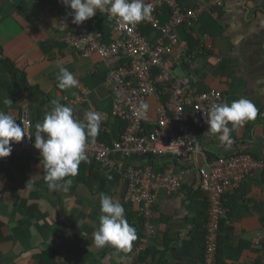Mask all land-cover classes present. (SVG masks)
Here are the masks:
<instances>
[{
    "label": "crops",
    "instance_id": "obj_1",
    "mask_svg": "<svg viewBox=\"0 0 264 264\" xmlns=\"http://www.w3.org/2000/svg\"><path fill=\"white\" fill-rule=\"evenodd\" d=\"M201 1L208 0H183V4L194 6ZM152 2L154 0H145V3ZM35 3L46 10L52 9L50 3L38 0H0V110L12 115L17 122L27 106L34 124L35 106L29 102L18 78L26 75L31 85L40 86L60 101L63 97L55 80L61 68L69 72L76 70L79 58L74 52L59 49L62 35L56 30L65 19L59 12L60 17H56L53 27L54 36L36 32L38 24L35 22H41L43 17H32ZM28 8H32L30 12ZM161 19L167 21L166 16ZM28 22L29 29L25 30L27 27L22 24ZM110 27L105 26V29L112 31ZM49 29L52 31L51 25ZM198 29L201 43L196 51L195 74L200 81L199 89L222 92L226 103L245 97L256 106L258 115L231 133V145L225 146L219 141V134L210 132L195 135L197 145L215 158L243 151L264 160V0H225L221 10L201 18ZM147 36L157 37L153 33ZM46 52L57 57L52 61ZM207 52L210 53L207 55ZM4 59L16 65L17 79L5 71L1 62ZM95 69L91 67L88 72ZM177 69L185 76V68L177 67L175 74ZM81 71L84 70L76 72H79L75 77L78 82ZM6 99L11 103L4 104ZM106 101L111 103V116L109 112H97L109 117V123L114 119L113 100L107 99L101 104ZM110 126L115 130L114 121ZM41 159L28 156H13L8 162L0 159V264H40L41 257L53 252L54 264H120L144 240L147 249L142 254L143 264H204V241L192 234L194 227L197 228V219L205 220L207 216V195L197 188L196 172L189 173L179 193L159 195L152 221L157 236L148 240L143 225L128 216L138 207L123 203L125 183L102 186L99 179L80 182L68 177L72 184L67 192L50 190ZM82 164L76 177L89 175L92 167ZM101 193L122 204L127 221L135 228L137 239L131 251L93 244V233L101 214ZM225 209V230L220 236L223 264H264L261 239L264 235V174L246 176L239 189L226 197Z\"/></svg>",
    "mask_w": 264,
    "mask_h": 264
},
{
    "label": "built area",
    "instance_id": "obj_2",
    "mask_svg": "<svg viewBox=\"0 0 264 264\" xmlns=\"http://www.w3.org/2000/svg\"><path fill=\"white\" fill-rule=\"evenodd\" d=\"M151 4L150 21L121 26L99 10L82 24H74L69 14L72 10L59 2L66 11L61 26L63 40L84 59L98 57L108 67L105 85L114 95L112 117L125 125L111 144L88 142L87 159L105 177L119 178L125 186L129 181L122 201L138 207L148 240L157 236L152 221L159 195L179 193L189 173L196 172L197 188L208 198L205 264H217L225 199L239 189L246 176L263 174L264 160L243 151L210 159L208 152L197 145L195 135L208 131L204 113L212 104L224 102V95L218 90L199 89L197 54H192L186 64L188 47L178 30L193 27L205 14H214L224 0H209L195 7H187L180 0H154ZM162 16L167 17L166 22ZM99 18H106L112 31L104 25L98 27ZM148 33L157 37L151 38ZM183 65L185 76L179 78L175 69ZM89 93L84 89V97L77 102L88 101ZM140 101L149 104L147 118L137 115ZM102 117L104 121L109 119ZM20 124L31 138L25 136L20 143H11L10 156H40L33 146L34 122L27 106L22 110ZM261 239L264 242V235ZM146 249L145 243L139 244L120 264H143Z\"/></svg>",
    "mask_w": 264,
    "mask_h": 264
},
{
    "label": "clouds",
    "instance_id": "obj_3",
    "mask_svg": "<svg viewBox=\"0 0 264 264\" xmlns=\"http://www.w3.org/2000/svg\"><path fill=\"white\" fill-rule=\"evenodd\" d=\"M209 1V0H208ZM72 10L69 13L72 23L82 24L97 14L106 12L108 19H115L118 25H135L152 19L153 5L145 0H59ZM218 8L216 12L221 10ZM207 15V14H206ZM60 89L78 87L79 82L66 68H61L57 76ZM6 99L4 104H10ZM149 104L140 101L137 115L147 118ZM208 131L219 134V141L225 146L231 145V133L238 130L245 122L253 121L258 109L247 98L241 97L231 103L220 102L211 105L204 113ZM102 115L89 110L83 120L73 115V108L51 101L41 121L35 124L34 148L39 151L44 179L50 190H69L72 179L78 174L81 162L87 161L86 147L89 140L95 141L101 129ZM231 124V127L228 125ZM29 136L26 129L15 118L0 110V159L7 158L12 152L11 143H20ZM30 137V136H29ZM31 138V137H30ZM28 185V183L26 184ZM99 224L93 233V244L97 247L111 246L119 251L128 252L137 239L136 230L125 217V209L119 201L107 194L99 195Z\"/></svg>",
    "mask_w": 264,
    "mask_h": 264
},
{
    "label": "trees",
    "instance_id": "obj_4",
    "mask_svg": "<svg viewBox=\"0 0 264 264\" xmlns=\"http://www.w3.org/2000/svg\"><path fill=\"white\" fill-rule=\"evenodd\" d=\"M33 1H37V0H33ZM38 1H42V3L44 4H47V3H50V7H52L53 11H56V12H59L63 17L66 16V11L62 8L59 7V1L58 0H38ZM180 2L183 4V0H180ZM202 2V1H201ZM199 2V3H201ZM205 2V1H203ZM198 4V3H197ZM196 4V5H197ZM184 5V4H183ZM196 5L194 6H187V7H195ZM206 15V14H205ZM208 15V14H207ZM211 15V14H210ZM203 17V16H202ZM201 17V18H202ZM200 18V20H201ZM96 23L98 24V27L100 26H110L111 23L107 21L106 18H99L97 19ZM200 21H198L197 23L194 24L193 27H190V28H186L185 26L179 28L178 30V34H179V37L184 40V41H187L188 43V53H187V57L185 58V61L187 62L186 64H189L188 60L191 58V55L192 54H196V51H197V47L200 46V43H201V35L198 34V25H199ZM210 25H213V23H211ZM61 26L62 25H59V28L56 30V33H60V35H62V44L60 43L59 44V49H61V52H65V51H68V52H74V53H78L76 50H74L71 46H69L63 39H64V32L61 30ZM111 29V27H110ZM183 37V38H182ZM58 46V45H57ZM53 48V47H52ZM48 55V57L50 59H52V61L55 60V58L57 57L56 55H53L50 53V52H46ZM210 52H207V55L209 54ZM62 54V53H61ZM78 55L80 56L79 58L81 60H89V59H92V58H95V57H92V58H89V59H84L80 53H78ZM61 56V55H60ZM98 58V57H97ZM99 59V58H98ZM4 68H5V71L8 72L9 74H11L15 79H17V75H18V71H17V68H16V65L10 60V59H4L1 61ZM98 65H102L105 67L104 71H100L98 68ZM92 69L94 67H96L95 71L92 72H87L88 75H90L89 77L91 78V80L87 81L86 82V85H88V83L98 79V78H102L104 80V85H103V88L105 89L106 91V98L105 100L107 99H111L113 100L114 99V95H113V92L111 90V88H108L106 85H105V81L108 77V74L110 72V70L108 69V67L102 63L99 59L98 63H95L93 66L92 65H89L88 68H91ZM179 67H183V68H186V65H183V66H178ZM82 70L81 67H77L76 70H74L73 72V75L76 77V72L77 71H80ZM84 72V71H81V73ZM84 75L80 74V79H79V85H81V80L83 78ZM22 84V87L24 88V90L27 92L28 94V98H29V102L35 106V111H36V123L38 121H41L45 112L47 110H50V106H51V101L52 100H55L53 97H51L49 94L45 93V91H43L40 86H33L29 83L28 81V78L26 75H21L19 78H18ZM77 79V78H76ZM57 79L55 80V86L56 88L59 90L60 94H62V99H60V103L63 104V105H66V106H70L73 108V115L75 118L77 119H80V120H83L84 118V115L87 111H89V106H93L92 105V99H91V95H92V92L90 91L87 99L88 101H84V102H81V103H78L77 100L79 97H84V94H83V90L84 89H87V87H80L78 85V87H75V88H70V89H60L58 86H57ZM89 86V85H88ZM99 101H105L104 99H98ZM97 112V111H96ZM108 118V117H107ZM112 121L115 122V125L116 127L114 128L115 130H113V128H111L110 124L112 123ZM18 124H20V119ZM108 126L109 129H104L105 126ZM125 125L124 123L121 121V120H118V119H113V120H110L109 123L104 120H102L101 122V129L99 131V134L98 136L95 138V141L94 142H101V143H105V144H111L112 141L114 139H117L119 138V136L122 134V131L124 129ZM34 129H35V124H34ZM89 142L91 143H94L92 142L91 140H89ZM208 156L210 157V159H215V157H213V155L209 154L208 153ZM13 156H9L7 158H3L4 161L8 162V159L9 158H12ZM28 158H41L40 156H28ZM14 162H15V159H13ZM83 166L84 164H87V165H90V167H92L90 170H89V175L88 177H85L84 175L82 177H72V179H75V180H78L80 182H89V179H99L101 182H102V186H106L107 184H118L120 182V179L117 178V179H114V180H111L107 177H105L102 173H100L98 170H97V165L92 162L91 160L87 159L86 162H82ZM3 170H7L5 167H3ZM97 170V171H96ZM264 174V173H263ZM199 190V189H198ZM200 191V190H199ZM208 211V198H207V207L205 209V214L206 212ZM129 218H134L136 221L138 220L140 222L141 225H143V219L142 218H139L138 217V213L137 211H132L130 215H128ZM198 220V225L197 228L195 229L194 227V231H192V234L195 236V237H199L200 239H202L204 241V256H203V263L205 264V253H206V234H207V230H206V225H207V222H208V218L206 216L205 220H200L199 218L197 219ZM197 222V221H196ZM225 223H226V219H222V222H221V231L222 230H225ZM144 228V227H143ZM229 230V229H228ZM197 231V233H196ZM227 231V230H226ZM146 236V234H145ZM147 239V237H145ZM145 241V240H144ZM144 241L142 243H139V244H143ZM221 240H219V247H218V254H217V264H223V260H222V257H221V251H222V246H221ZM55 252L53 253H47V255L41 257V261H40V264H49V262L51 264H54L53 263V255H54ZM164 261V260H163ZM163 264H165L163 262Z\"/></svg>",
    "mask_w": 264,
    "mask_h": 264
},
{
    "label": "rangeland",
    "instance_id": "obj_5",
    "mask_svg": "<svg viewBox=\"0 0 264 264\" xmlns=\"http://www.w3.org/2000/svg\"><path fill=\"white\" fill-rule=\"evenodd\" d=\"M36 6L35 10H34V14L32 15V17H36V16H41L43 17V20L41 22H35L36 24H38V28H37V31L38 33H41V34H46L48 33L47 36H54L56 33H54L53 31V27L55 26V23H56V17L59 19V15L57 14L56 11H52L51 10H46V8L44 7H41L39 6V4L35 3L33 5V7ZM32 8H28V11L30 12ZM26 13H28L26 11ZM40 13V15H39ZM30 22H28L27 24L23 23L22 25L24 27H27L25 30H28L29 27H28V24ZM50 25L52 26V31H50L49 27ZM110 30V28H109ZM76 54V53H75ZM78 57H80L78 55V53L76 54ZM77 67H81L84 72H82L81 74L84 75L82 80H81V87H84L86 86L91 92H92V95H91V99L92 101L94 102L93 106H89V110H93V111H97V110H100V111H104V112H109V116H111V103L110 101H106L103 103V105L101 104V101H99L98 99H105L106 98V91L105 89L103 88V85H104V80L100 77L90 83H88V85H86V82L91 80V78L89 77L90 75H88V66L89 65H94L95 63H98L99 59L97 57L95 58H92V59H89V60H81L79 58H77ZM98 69L100 71H104L105 67L102 66V65H98ZM68 70V69H67ZM79 73V72H78ZM76 73V74H78ZM176 74L179 75V76H183V71L182 70H176ZM106 106V107H105Z\"/></svg>",
    "mask_w": 264,
    "mask_h": 264
},
{
    "label": "water",
    "instance_id": "obj_6",
    "mask_svg": "<svg viewBox=\"0 0 264 264\" xmlns=\"http://www.w3.org/2000/svg\"><path fill=\"white\" fill-rule=\"evenodd\" d=\"M128 183H129V181L127 180V182H126V186H125V187H127V186H128Z\"/></svg>",
    "mask_w": 264,
    "mask_h": 264
}]
</instances>
